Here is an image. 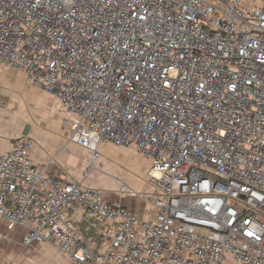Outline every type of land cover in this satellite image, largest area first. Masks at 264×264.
<instances>
[{
	"label": "built area",
	"instance_id": "built-area-1",
	"mask_svg": "<svg viewBox=\"0 0 264 264\" xmlns=\"http://www.w3.org/2000/svg\"><path fill=\"white\" fill-rule=\"evenodd\" d=\"M0 65L53 97L69 141L150 164L152 220L63 183L20 137L0 218L71 264H264V0H0ZM125 191V186H121ZM113 225L99 252L73 226Z\"/></svg>",
	"mask_w": 264,
	"mask_h": 264
},
{
	"label": "crops",
	"instance_id": "crops-1",
	"mask_svg": "<svg viewBox=\"0 0 264 264\" xmlns=\"http://www.w3.org/2000/svg\"><path fill=\"white\" fill-rule=\"evenodd\" d=\"M68 130V117L54 109L51 95L27 85L19 72L0 65V155L11 148L15 139L27 138L33 142L29 154L35 166L44 168L58 181H80L98 189L108 203L127 207L138 219H154L155 191L147 182L149 162L139 156L121 161L114 158L112 161L122 163V168L109 160H98L89 169L88 150L70 142ZM99 149L107 147L100 145ZM132 160L141 165L139 171L130 163ZM123 185L125 191H121ZM72 217L87 248L99 252L108 246L113 225L92 228L81 218ZM24 234V228L0 218V264H71L52 244L40 242L23 247Z\"/></svg>",
	"mask_w": 264,
	"mask_h": 264
},
{
	"label": "rangeland",
	"instance_id": "rangeland-1",
	"mask_svg": "<svg viewBox=\"0 0 264 264\" xmlns=\"http://www.w3.org/2000/svg\"><path fill=\"white\" fill-rule=\"evenodd\" d=\"M64 131L66 132V129H64ZM106 147H107V150L105 149L103 151L102 150L100 151V149L98 148V152L100 154V158L98 159L99 162H101V161L103 162V160H109V161H111V163H113L114 166H118V167L122 168V165H120L122 163H118V162L115 163L116 160L112 161V159L119 158L118 161H121L125 158L128 159V158H131L134 156H139V157L144 158L139 152H137L134 149L116 148V147H113L111 145H106ZM130 163H132V166L137 168L138 171L140 170L141 165L136 160L135 161L132 160V162H130ZM110 176H112V174ZM97 178L100 179V176L99 177L97 176ZM106 179H110V178H108L106 176ZM1 238H3V235H1Z\"/></svg>",
	"mask_w": 264,
	"mask_h": 264
},
{
	"label": "water",
	"instance_id": "water-1",
	"mask_svg": "<svg viewBox=\"0 0 264 264\" xmlns=\"http://www.w3.org/2000/svg\"><path fill=\"white\" fill-rule=\"evenodd\" d=\"M263 245H264V242H263Z\"/></svg>",
	"mask_w": 264,
	"mask_h": 264
}]
</instances>
